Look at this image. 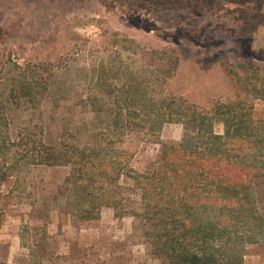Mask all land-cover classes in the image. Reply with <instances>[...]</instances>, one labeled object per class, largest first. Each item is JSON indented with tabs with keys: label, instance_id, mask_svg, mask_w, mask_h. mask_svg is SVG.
Segmentation results:
<instances>
[{
	"label": "rangeland",
	"instance_id": "obj_1",
	"mask_svg": "<svg viewBox=\"0 0 264 264\" xmlns=\"http://www.w3.org/2000/svg\"><path fill=\"white\" fill-rule=\"evenodd\" d=\"M16 69L30 94L9 106L12 132L35 126L48 142L63 130L84 136L95 127L88 99H101L102 84L149 83L203 112L243 101L264 119L254 90L264 87V0H0V82ZM183 133L182 125L167 124L161 139L179 142ZM159 152L143 143L134 168L144 170ZM69 173L35 168L27 187L0 183V264L28 263L27 225L42 264H163L135 219L111 208L82 229L56 210L46 228L32 219L31 204L43 207L42 197ZM245 264H264V246H249Z\"/></svg>",
	"mask_w": 264,
	"mask_h": 264
},
{
	"label": "trees",
	"instance_id": "obj_2",
	"mask_svg": "<svg viewBox=\"0 0 264 264\" xmlns=\"http://www.w3.org/2000/svg\"><path fill=\"white\" fill-rule=\"evenodd\" d=\"M11 74L0 82V183L15 179L27 187L35 168H70L61 187L42 197L43 207L31 204V218L43 228L53 210L82 229L111 208L117 217L135 219L163 264H245L249 246H264V119L252 105L218 103L203 112L157 94L149 83L102 84L101 99H88L95 127L84 136L63 130L48 142L35 126L13 134L9 106L30 89L18 80L21 70ZM254 90L264 100V87ZM167 124L183 126L179 142L161 139ZM143 143L159 145L160 152L137 170L133 160ZM28 231L27 225L21 233L27 264H42V249L27 242Z\"/></svg>",
	"mask_w": 264,
	"mask_h": 264
}]
</instances>
